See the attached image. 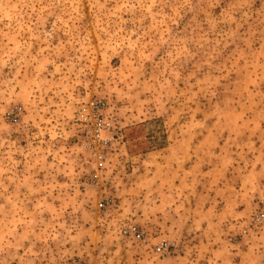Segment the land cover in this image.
I'll list each match as a JSON object with an SVG mask.
<instances>
[{
	"label": "rangeland",
	"instance_id": "1",
	"mask_svg": "<svg viewBox=\"0 0 264 264\" xmlns=\"http://www.w3.org/2000/svg\"><path fill=\"white\" fill-rule=\"evenodd\" d=\"M75 262L264 264V0H0V264Z\"/></svg>",
	"mask_w": 264,
	"mask_h": 264
},
{
	"label": "built area",
	"instance_id": "2",
	"mask_svg": "<svg viewBox=\"0 0 264 264\" xmlns=\"http://www.w3.org/2000/svg\"><path fill=\"white\" fill-rule=\"evenodd\" d=\"M104 103L100 101L90 102L88 106H86L83 112L80 113V120L83 121L86 125H88L93 131V137L95 139H100L101 130L105 124V117L103 114ZM94 178H97V175H94ZM100 207H103V203H99ZM125 234H131L136 239L143 240V234L140 232L136 226H130L124 229ZM171 245L168 242H160L157 244L155 250L156 252H166L170 250ZM75 264H82L80 262H75Z\"/></svg>",
	"mask_w": 264,
	"mask_h": 264
}]
</instances>
